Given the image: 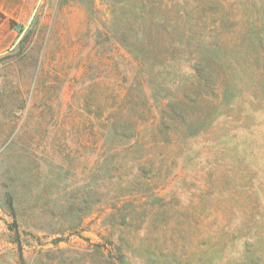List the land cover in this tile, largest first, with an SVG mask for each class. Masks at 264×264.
Masks as SVG:
<instances>
[{"label":"rangeland","instance_id":"1","mask_svg":"<svg viewBox=\"0 0 264 264\" xmlns=\"http://www.w3.org/2000/svg\"><path fill=\"white\" fill-rule=\"evenodd\" d=\"M43 8L0 54V264H264V0Z\"/></svg>","mask_w":264,"mask_h":264},{"label":"crops","instance_id":"2","mask_svg":"<svg viewBox=\"0 0 264 264\" xmlns=\"http://www.w3.org/2000/svg\"><path fill=\"white\" fill-rule=\"evenodd\" d=\"M42 8L43 0H0V54L20 41L17 26L30 24Z\"/></svg>","mask_w":264,"mask_h":264},{"label":"trees","instance_id":"3","mask_svg":"<svg viewBox=\"0 0 264 264\" xmlns=\"http://www.w3.org/2000/svg\"><path fill=\"white\" fill-rule=\"evenodd\" d=\"M134 100V99H133ZM184 100H185V97H184V99L183 100H180V101H178V103H183L184 102ZM135 104H134V101H132V106H134ZM169 106V110L171 111V114L170 115H167L166 114V116H164L163 118H162V121H163V123H164V125H168V123H171L172 124V126L174 125V122H176V120H177V116L176 117H174V103H171V104H169L168 105ZM176 115V114H175ZM136 122H134V119L133 118H129V120H127V122H125V125H124V127L126 126V127H128L129 128V130L131 131V134L130 135H128L127 134V132H125V135H123L125 138H133V136L134 135H132V134H134L135 132H136ZM113 126H114V130L115 131H117L118 130V127H119V125H117V124H113ZM122 126V125H121ZM132 131H133V133H132ZM162 140H165V138L163 139L162 138ZM167 140V139H166Z\"/></svg>","mask_w":264,"mask_h":264},{"label":"water","instance_id":"4","mask_svg":"<svg viewBox=\"0 0 264 264\" xmlns=\"http://www.w3.org/2000/svg\"><path fill=\"white\" fill-rule=\"evenodd\" d=\"M17 29H21V26H20V25H18V26H17Z\"/></svg>","mask_w":264,"mask_h":264}]
</instances>
